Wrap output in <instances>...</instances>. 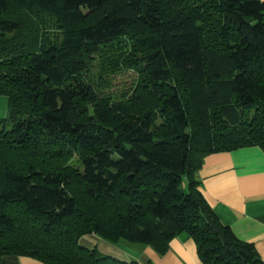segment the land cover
Instances as JSON below:
<instances>
[{"label":"trees","instance_id":"16d2710c","mask_svg":"<svg viewBox=\"0 0 264 264\" xmlns=\"http://www.w3.org/2000/svg\"><path fill=\"white\" fill-rule=\"evenodd\" d=\"M44 15L60 43L38 42ZM124 37L142 77L110 102L85 76ZM0 94V264H135L81 244L92 233L160 254L184 234L202 264H264L197 177L208 154L264 149V0H0Z\"/></svg>","mask_w":264,"mask_h":264},{"label":"crops","instance_id":"0c3cea01","mask_svg":"<svg viewBox=\"0 0 264 264\" xmlns=\"http://www.w3.org/2000/svg\"><path fill=\"white\" fill-rule=\"evenodd\" d=\"M10 114L9 98L0 94V119ZM200 191L218 219L240 240L252 243L264 260V149L257 145L208 154L197 172ZM100 253L135 264H202L191 238L174 237L165 253L121 238L97 234L80 240ZM2 264H45L28 256H6Z\"/></svg>","mask_w":264,"mask_h":264},{"label":"rangeland","instance_id":"374dc122","mask_svg":"<svg viewBox=\"0 0 264 264\" xmlns=\"http://www.w3.org/2000/svg\"><path fill=\"white\" fill-rule=\"evenodd\" d=\"M41 15H43L41 13ZM45 26L35 36L40 44H58L64 37V28L57 25L55 21L47 15L43 16ZM125 40H119L120 43L114 47L106 48L109 56L95 54L90 61L89 69L86 73V80L97 90L99 96L110 102L121 100H129L132 92L136 91V83L140 81L142 73L136 68L137 62L132 60L130 65V57L133 54ZM139 56V55H138ZM135 59V58H134ZM86 118V117H84ZM87 119V118H86ZM116 129L109 131V135H113ZM81 158L78 154L65 158V166L81 167ZM95 234V233H92Z\"/></svg>","mask_w":264,"mask_h":264}]
</instances>
